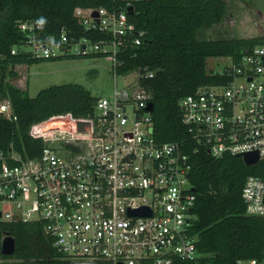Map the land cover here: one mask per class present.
<instances>
[{"label":"built area","instance_id":"2783aa9c","mask_svg":"<svg viewBox=\"0 0 264 264\" xmlns=\"http://www.w3.org/2000/svg\"><path fill=\"white\" fill-rule=\"evenodd\" d=\"M124 1L119 9H75L83 26L109 39L65 32L43 39L39 24L20 23L28 39L22 50L34 57L103 53L115 78L135 77L96 96L89 116L64 112L33 122L29 134L43 141L40 152L0 148V222H42L70 264H201L192 233V164L181 143L159 142L154 135L151 93L142 82L154 72L118 69L117 54L137 30L127 12L137 0ZM228 57L230 64L213 70L224 76L221 82L180 100L183 121L213 157L257 152L258 164L264 160V42ZM0 116L17 120L9 99L0 101ZM242 198L247 214L264 216V176L249 174ZM143 207L151 213H138ZM249 263L264 264V257Z\"/></svg>","mask_w":264,"mask_h":264},{"label":"trees","instance_id":"16d2710c","mask_svg":"<svg viewBox=\"0 0 264 264\" xmlns=\"http://www.w3.org/2000/svg\"><path fill=\"white\" fill-rule=\"evenodd\" d=\"M124 5V0H0V101L9 99L17 116V120L0 116V148L6 151L12 145L21 153L36 154L43 141L29 134L33 122L64 112L89 116L96 101V96L80 83L51 85L31 97L11 81L18 76L14 68L17 64L78 56H32L22 50L28 39L20 23L39 24L37 32L43 39L62 32L75 38L109 39L110 34L83 26L75 9H119ZM127 9L137 30L130 35L128 46L117 54L118 69L154 72L152 77L142 79L153 102L154 135L159 142L181 143L192 164L189 177L196 194L192 233L198 236L201 264H250V259L264 257V216L247 214L242 198L246 177L264 176V160L247 165L241 156L213 157L195 136V130L183 121L180 105L183 97L200 86L223 80V75L208 71L209 57L238 58L246 49L264 42V35L199 39V34L223 20L228 10L226 0H137ZM140 31L141 42L135 44ZM14 48L16 53H12ZM7 233L16 239L14 255L1 253ZM12 257L18 258L19 264H70L40 221L0 222V264H12L3 260ZM177 264L193 263L178 260Z\"/></svg>","mask_w":264,"mask_h":264},{"label":"rangeland","instance_id":"374dc122","mask_svg":"<svg viewBox=\"0 0 264 264\" xmlns=\"http://www.w3.org/2000/svg\"><path fill=\"white\" fill-rule=\"evenodd\" d=\"M228 10L223 20L212 28L199 34V39L219 37H249L264 35V0H226ZM112 61L107 55L69 56L56 59H41L16 67L23 78L22 85L26 93L34 97L46 87L55 84L80 83L94 96L108 95L118 86H126L135 77L134 73L118 76L109 70ZM228 56L209 57L207 69L218 70L230 64ZM15 68V66H14ZM18 83L17 78H12ZM15 83V84H16ZM19 264L18 258L3 259Z\"/></svg>","mask_w":264,"mask_h":264},{"label":"water","instance_id":"95a60500","mask_svg":"<svg viewBox=\"0 0 264 264\" xmlns=\"http://www.w3.org/2000/svg\"><path fill=\"white\" fill-rule=\"evenodd\" d=\"M130 10L132 7L129 8ZM93 15H97V12H94ZM148 109H153V102L149 103ZM85 122H79L81 129L84 128ZM259 155L257 152L246 153L243 156V160L247 165H254L258 162ZM141 214H150V210L146 207H143L137 210ZM16 251V239L11 234L7 233L2 239L1 243V253L4 255H14Z\"/></svg>","mask_w":264,"mask_h":264},{"label":"crops","instance_id":"0c3cea01","mask_svg":"<svg viewBox=\"0 0 264 264\" xmlns=\"http://www.w3.org/2000/svg\"><path fill=\"white\" fill-rule=\"evenodd\" d=\"M25 63H21V64H17V65H15V69H16V67H22V65H24ZM26 65V64H25ZM21 73L20 72H18V76H16V78H17V82L18 83H16L18 86H20L21 88H23V89H25L24 87H23V85H22V80H23V78H21V75H20Z\"/></svg>","mask_w":264,"mask_h":264},{"label":"clouds","instance_id":"9594fccd","mask_svg":"<svg viewBox=\"0 0 264 264\" xmlns=\"http://www.w3.org/2000/svg\"><path fill=\"white\" fill-rule=\"evenodd\" d=\"M43 21H41V23H42Z\"/></svg>","mask_w":264,"mask_h":264}]
</instances>
